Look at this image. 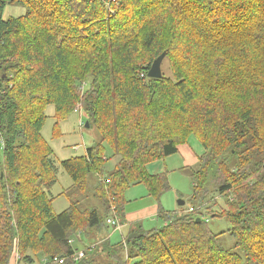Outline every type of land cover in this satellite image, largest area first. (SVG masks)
Here are the masks:
<instances>
[{
  "label": "trees",
  "instance_id": "16d2710c",
  "mask_svg": "<svg viewBox=\"0 0 264 264\" xmlns=\"http://www.w3.org/2000/svg\"><path fill=\"white\" fill-rule=\"evenodd\" d=\"M7 4L24 14L4 18ZM163 52L162 77H148ZM49 104L54 136L80 110L99 132L85 154L60 161L72 183L58 213L46 190L57 179L53 149L41 133ZM191 135L203 153L188 173V206H161V226L134 221L115 244L84 241L107 216L122 217L130 186L144 184L159 205L167 176L146 165ZM217 195L223 203L210 210ZM210 216L230 223L231 249ZM13 260L264 264V0H0V264Z\"/></svg>",
  "mask_w": 264,
  "mask_h": 264
},
{
  "label": "rangeland",
  "instance_id": "374dc122",
  "mask_svg": "<svg viewBox=\"0 0 264 264\" xmlns=\"http://www.w3.org/2000/svg\"><path fill=\"white\" fill-rule=\"evenodd\" d=\"M24 12L25 7L20 4H7L3 11V17L7 18L9 16H19L24 14ZM162 69L166 75H170V71L165 64L162 66ZM44 114L46 115V119L41 133L44 139L50 144L53 149L54 164L57 168V179L49 187H46V190H48L50 195L54 197L52 201V208L55 213H58L69 205L70 199L66 197L62 192L72 183L69 175L60 166V161L69 157L85 154L86 148L90 147L99 140V132L95 127L85 126V122L87 121V119L84 111L80 110L78 112L73 111L66 119L60 121L58 124V135L54 136V105H46L44 108ZM81 121L82 124H80ZM190 137L191 139H187L186 142L193 141L195 136L191 135ZM74 146H77V148L75 149ZM105 147V155L106 157H108L110 151L106 144ZM117 163L118 160L116 159V157L109 158L103 168V174H106L114 169ZM159 164H161L160 173L166 174L169 185V189L161 194L159 198V205H161L164 209H172L175 206L174 204H176L177 201L181 199L185 202V205H183V207L188 206L189 198L192 195V185L188 173L190 172V169L192 170L197 167L184 166L182 159L164 158L148 162L146 166L148 173L155 174V171H157V165ZM89 181L94 184L96 181V177L94 175H91ZM88 191L91 193V196L94 197L92 188H89ZM212 192L213 191H211V193ZM142 193L147 194L144 184H136L130 186L125 191L126 204L124 208L127 206L131 207L132 203L139 202L142 199L139 198L140 196H142ZM86 202L92 206L95 204V201L93 200H87ZM216 202L217 205L211 206L210 210H217L219 208V204L221 205L223 203V198L217 195ZM109 216H107L106 218H109ZM153 218H157V221L153 222V224L150 222H142V226L144 229H150L154 226H161L163 224L162 218L158 217L157 215H154ZM106 220L104 219L101 224L97 226L93 231L88 232L89 234H84V241H103L109 238L110 244H115L119 240H121V232L118 230H114V225L108 224ZM208 226L215 233L225 231V233L219 237L220 244L224 249H231L234 246L236 239L232 234L228 232V229L231 225L226 219L210 216L208 218ZM127 227L128 225L126 224L122 225L123 235ZM20 264L26 263L20 262ZM34 264H38V261H35Z\"/></svg>",
  "mask_w": 264,
  "mask_h": 264
},
{
  "label": "crops",
  "instance_id": "0c3cea01",
  "mask_svg": "<svg viewBox=\"0 0 264 264\" xmlns=\"http://www.w3.org/2000/svg\"><path fill=\"white\" fill-rule=\"evenodd\" d=\"M188 139H191L189 136ZM177 152L165 159L173 158V159H182L184 166H194L201 154L203 153V147L200 144V142L194 137L193 141L186 142L184 144H181L177 147ZM160 160V159H159ZM163 163V162H162ZM147 166V165H146ZM160 167L161 164L157 165V168L155 171V174L160 173ZM149 168V165H148ZM147 169V168H146ZM148 171V170H147ZM139 198H142L139 202L132 203L131 207H125L122 217H119L118 221L120 222V230L122 231V225H130V223L136 221L146 223L150 222L153 224V222L157 221V218H153L154 215H157L159 217V208L161 205H158L152 197L148 196L147 194H141ZM158 205V206H157ZM174 208L172 209H163L168 211H175L177 210V203L174 204ZM111 216V215H110ZM116 216V215H115ZM117 217V216H116ZM153 218V219H152ZM164 223V222H163ZM121 235V233H120ZM109 237V236H108ZM81 238V237H80ZM9 264H19L16 262V260L10 261Z\"/></svg>",
  "mask_w": 264,
  "mask_h": 264
},
{
  "label": "water",
  "instance_id": "95a60500",
  "mask_svg": "<svg viewBox=\"0 0 264 264\" xmlns=\"http://www.w3.org/2000/svg\"><path fill=\"white\" fill-rule=\"evenodd\" d=\"M165 56V52L161 53L158 57H156L151 66L149 67L148 71H147V76L148 77H152V78H160L162 77V71H161V63H162V60ZM85 126H88V121L85 122ZM178 204H183L184 201L179 199L177 201ZM197 221H199L200 219L199 218H196Z\"/></svg>",
  "mask_w": 264,
  "mask_h": 264
},
{
  "label": "built area",
  "instance_id": "2783aa9c",
  "mask_svg": "<svg viewBox=\"0 0 264 264\" xmlns=\"http://www.w3.org/2000/svg\"><path fill=\"white\" fill-rule=\"evenodd\" d=\"M80 124H82V121L80 122ZM74 148L76 149L77 146H75ZM189 210H192V208L189 207ZM106 222L108 224H113L114 225V229H118V230L120 229V226L121 225H120V222L118 221V219L116 217H109V218H107ZM80 234H81V232L80 231H77L75 237L79 238L80 237ZM73 240H74V238H71L69 241L70 242H73ZM81 256H83V250L79 249L78 250V253H77V257H81ZM56 259H57L56 257L53 258V260H56ZM59 261L61 262L62 261V258H59Z\"/></svg>",
  "mask_w": 264,
  "mask_h": 264
},
{
  "label": "clouds",
  "instance_id": "9594fccd",
  "mask_svg": "<svg viewBox=\"0 0 264 264\" xmlns=\"http://www.w3.org/2000/svg\"><path fill=\"white\" fill-rule=\"evenodd\" d=\"M74 147H75V146H74ZM109 217H116V216H115V214H113V215H111V216H109ZM116 218H117V217H116ZM106 219H107V218H106ZM114 230H116V229H114ZM119 230H120V229H119ZM80 237H81V234H80ZM74 240H75V238H74ZM74 240H73V241H74ZM91 245H92V244H91ZM81 250H82V249H81Z\"/></svg>",
  "mask_w": 264,
  "mask_h": 264
}]
</instances>
